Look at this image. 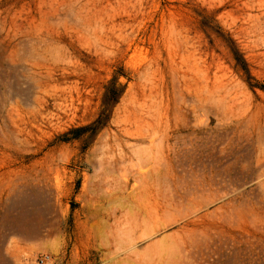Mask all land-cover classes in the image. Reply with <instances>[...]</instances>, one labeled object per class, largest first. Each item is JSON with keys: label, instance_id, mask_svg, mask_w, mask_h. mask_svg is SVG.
Segmentation results:
<instances>
[{"label": "rangeland", "instance_id": "obj_1", "mask_svg": "<svg viewBox=\"0 0 264 264\" xmlns=\"http://www.w3.org/2000/svg\"><path fill=\"white\" fill-rule=\"evenodd\" d=\"M0 264H264V0H0Z\"/></svg>", "mask_w": 264, "mask_h": 264}, {"label": "built area", "instance_id": "obj_2", "mask_svg": "<svg viewBox=\"0 0 264 264\" xmlns=\"http://www.w3.org/2000/svg\"><path fill=\"white\" fill-rule=\"evenodd\" d=\"M45 256L40 258V261L43 262L45 260Z\"/></svg>", "mask_w": 264, "mask_h": 264}]
</instances>
